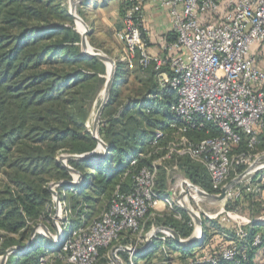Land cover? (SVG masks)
Returning a JSON list of instances; mask_svg holds the SVG:
<instances>
[{"label":"trees","instance_id":"16d2710c","mask_svg":"<svg viewBox=\"0 0 264 264\" xmlns=\"http://www.w3.org/2000/svg\"><path fill=\"white\" fill-rule=\"evenodd\" d=\"M89 1L93 0L82 1L76 9L87 24L86 14L94 12ZM118 1L120 30L129 6ZM218 15L212 18L216 20ZM88 25L93 30V24ZM92 35L93 32L88 37ZM142 39L147 49L149 40L145 33ZM174 40V33H169L167 44ZM80 42L81 36L74 30V19L64 0H0V233L4 234L0 238V255L13 248L21 250L10 254L6 264H67L61 245L47 237L35 236L31 246L25 247L32 225L42 219L51 202L49 184L65 183L56 189L60 200L72 204L73 211L79 208L80 216L87 217L91 201L104 197L108 203L117 186L125 189L133 175L164 158L168 144L182 125L172 110L176 93L169 87L160 89L157 79L160 72H154L153 66L142 69L139 53L131 64L118 56L110 96L97 128L98 139L108 147L104 154L87 122L92 100L104 85L106 65L83 55ZM120 52L123 56L122 48ZM157 133L162 138L156 140ZM216 134L210 129V136ZM187 136L199 141L209 135L201 131L189 132ZM260 140V149H264V132ZM61 152L70 157L91 155L99 160H68L67 166L81 178L78 186L72 185L71 173L57 161ZM160 164L158 193L167 195V173L175 165L193 184L209 195L216 194L205 169L188 158L172 155ZM242 171L243 167L236 169V173ZM62 190L74 194L66 199L61 196ZM241 201L239 198L228 201L225 210L238 211L246 202L254 218L263 209L251 198ZM181 214L180 220L167 214L147 218L145 230L152 224L168 227L180 239H188L193 226L189 217ZM210 224L203 241L193 246L182 247L174 239H154L145 254L133 258L136 262L169 264L172 255L178 252L179 261L186 264H210L202 262L207 257L218 260L217 264H258L255 259L264 248V221L252 220L242 226L246 233L244 241L239 239L236 227L228 230L215 222ZM124 235L108 249L134 243L130 233ZM215 235L217 245L212 240ZM256 235L260 244L252 247ZM232 246L239 252L236 259L223 261L222 248ZM108 249L100 250V263L106 262L103 254ZM158 253L162 260L156 263ZM119 255L128 260L127 252Z\"/></svg>","mask_w":264,"mask_h":264},{"label":"built area","instance_id":"2783aa9c","mask_svg":"<svg viewBox=\"0 0 264 264\" xmlns=\"http://www.w3.org/2000/svg\"><path fill=\"white\" fill-rule=\"evenodd\" d=\"M121 1L129 6L118 34L123 57L131 64L139 53L142 69L153 66L154 72H160V87H169L176 93L172 110L182 125L168 144L164 158L133 175L125 189L117 186L94 221L80 229L64 227L67 234L60 230L55 235V244L61 245L67 264H101L100 250L108 249L125 233L131 234L134 243L107 250L103 254L106 262L115 261V257L120 264H151L136 262L133 257L145 254L154 239H173L174 230L151 225L146 231L147 218L167 214L180 220L184 209L199 218L190 202L205 197L199 193H208L197 185L182 179L170 188L172 195L156 191L158 166L172 155L188 158L204 168L216 192L214 196L241 176L228 188L224 200L242 196V189L236 186L242 180L259 178L264 186V149H260L264 132V68L260 66L264 63V0H155L160 8L169 10L175 35V40L164 46L163 56L148 54L142 39V33L147 35L142 25L146 0ZM215 15L216 20L212 18ZM210 129L218 134L210 136ZM201 131L209 136L199 141L187 136ZM160 138L162 134L157 133L156 140ZM238 167L243 171L230 180L231 172ZM227 216L240 221L237 234L244 241L246 233L241 227L251 222L231 212ZM190 217L194 227L195 220ZM195 230L199 238L201 228ZM259 244L260 237L256 235L252 247ZM119 252H127L128 260L121 259ZM238 253L232 246L223 248L220 256L223 261L234 262ZM202 262L217 264L218 260L207 257Z\"/></svg>","mask_w":264,"mask_h":264},{"label":"rangeland","instance_id":"374dc122","mask_svg":"<svg viewBox=\"0 0 264 264\" xmlns=\"http://www.w3.org/2000/svg\"><path fill=\"white\" fill-rule=\"evenodd\" d=\"M82 1H84V0H64V6L67 8L68 13H69L70 6L74 5L75 6L74 7L75 8L74 15L79 17L77 15L76 9L81 4ZM93 4H96V3H93ZM115 10H116V7L114 5H111L107 9L101 10L100 12H98V14H97V12H95V15H96L97 19H99V20L105 19L108 21V18L114 17ZM93 13L94 12H92L91 14L90 13L86 14V18L88 19V18L94 17ZM83 24L89 28L91 33L92 32L98 33V31H102V33H100L98 35H92L91 38H89V37L86 38L87 47H88L87 49L90 53L104 56V57L110 59L112 62H114V64H115V58L116 57L120 56V59H124V57L122 56V54L120 52L121 48L123 49V46L120 48V46L117 43H115V41L112 40L111 35H108L109 34L108 29L103 27L104 25L101 26L100 23L96 24V25L93 24V26H95V28L93 27V30H91L89 25H88V24H90V20H88V24L84 23V22H83ZM122 29H123V25H121L119 33L121 32ZM74 30L78 34H80V36L84 32V28H83L82 24L80 22H78L77 20H74ZM80 50H81V52H83L82 41L80 42ZM119 54H121V55H119ZM105 65H106V74L104 76V79H105L104 85L102 86L101 90L98 92V95L92 100L91 107L89 108V113H88L87 128H88V130L91 131L92 134H93L95 117L97 115V112L99 110L100 105L104 101V97L106 94L105 92H106V84H107L108 74H109L110 69H111V66L109 63L106 62ZM112 81H113V76H112ZM112 81H111V86H112ZM109 96H110V94H109ZM109 96H108V98H109ZM107 101H108V99H106V103H107ZM106 103H105V105H106ZM88 156L92 157L91 155H88ZM68 157H70L69 154H66L64 152L58 153L57 161H58V163H60L62 165L63 164L67 165V162H68L67 158ZM71 175H72L71 182L74 183L73 185L78 186L80 181H81V178H79L77 175L72 174V173H71ZM167 175H168L167 179L170 180V183H169L170 186L169 187H172V186L178 184L182 179H187L186 177H184L182 175V173L180 171H178L176 169L168 170ZM235 176H236V170L234 172H231L230 180L235 178ZM188 181L191 184H193L190 180H188ZM52 186H53V183H50L48 186V189L51 188ZM57 188H61V187L55 186L53 188V191L55 194L51 193L52 199H51V202L47 206V210H46L45 215L42 217L41 220H38L35 224L32 225L31 232L29 233L28 237L26 238L27 240H26V246L25 247H27L28 244L33 241L35 236L50 237L51 242H52V241H55V235L56 234L58 235L60 230L65 231V234H67L68 233V229H67L68 227H71L73 230H75V229H80L82 227L88 226L92 221H94L98 217V215L100 214L102 209L107 204L106 202H107L108 198L102 197V198L94 199L93 201L90 202L89 208L87 209L88 210L87 217L83 218L82 216H80V212H78L79 208H76L73 211L72 210V204H68L66 201L64 202V201L60 200L59 195L57 194V190H56ZM113 192H112V194H113ZM70 194H74V191H72V193L69 190H62L61 191V196L66 198V199L69 198ZM198 197L195 200H198ZM194 202H196V203H194ZM194 202L193 201L190 202L191 207H194L195 209L200 208L202 212L205 211L207 216H210V217H212L213 214L218 213L219 208L221 206V203H219V204L213 206V208H212L209 205H206L207 203L203 204V203H198V201H194ZM205 202H207V201H205ZM159 210H162V209L160 208ZM199 220L201 222L204 220L203 216L201 214L199 215ZM214 220L215 221L219 220L222 224H225L224 226H227V227L228 226L234 227V226H236V224L238 222H240V221H232L228 217H226L225 215H220L219 217L215 218ZM64 227H67V228H64ZM196 233H197V231H196ZM2 236H4V234L0 233V238H2ZM160 236H163V235L160 234ZM199 236H200V234H199ZM214 239L215 238L213 237L212 240H214ZM217 244H219V242L217 240H214V245H217ZM116 246H118V245H113L110 249H108V251L114 249ZM182 247H184V246H182ZM132 248H134V247H132ZM158 252H160V251H158ZM6 254L0 255V264H6L8 256H7L6 260L3 258L4 256H6ZM179 256H180L179 253L175 252V254L172 255V261L169 264H186L182 261H179ZM46 260H48V259H46ZM114 260L115 261L110 260L107 262H101V264H120V262L117 261V259L115 257H114ZM161 260H162V258L158 253L157 258H156V263L160 262ZM255 262L258 264L264 263V251L263 250L259 251V253L255 259Z\"/></svg>","mask_w":264,"mask_h":264},{"label":"crops","instance_id":"0c3cea01","mask_svg":"<svg viewBox=\"0 0 264 264\" xmlns=\"http://www.w3.org/2000/svg\"><path fill=\"white\" fill-rule=\"evenodd\" d=\"M96 3V4H93ZM114 5L116 7L115 10V15L112 18H108V21L105 19H97L95 12H100L101 10H105L107 9L109 6ZM89 7L93 9L94 11V17L88 18V20H90V24H101V26L105 27L108 29L109 34L111 35V38L113 41H115V43H117L120 48L122 47V43L119 41L118 39V33H119V23H120V17H119V1L118 0H93V1H89ZM142 16H143V25L144 28L147 31V37L149 40V46L147 47V53L150 55H155V56H161L163 55V48L164 46L167 44V35L169 33H172V26L170 24V19H169V10L166 8H160L157 4L155 0H146V3L143 7V12H142ZM95 28V26H94ZM102 33V31H98V33H93V35H98ZM260 66L262 68H264V63L261 62ZM158 79V84H159V79L160 76H157ZM160 87V84H159ZM161 89V87H160ZM170 169H176L177 167L175 165H173ZM170 180L167 179V189L166 192L167 193H171L170 192V188L169 185ZM236 186H238L240 189H242V196L239 198L241 202H245L248 199L251 198L252 202L258 203L261 205V207L263 208L262 211H260V214L257 217L251 218V215L247 209V205L246 202L245 204L242 205L241 208L238 209V211H226L225 210V206L228 203L227 200H222V201H218L216 199H212L210 197H201L200 200L198 201V203H203L206 205H209L210 207L213 208V206L221 203V206L219 208V212L215 213L212 215V217L207 216L206 212H202L200 208H194L191 207L193 210H195L196 212L199 213V215L201 214L203 216V221L201 222V228L203 231V239L205 237V233L206 231L211 227V222H215L217 226L220 227H225L228 228V230L233 229V226H224L225 224H222L219 220L215 221L214 219L219 217L220 215H225L227 216V213L231 212L232 214H234L235 216H237L240 220L242 221H257L259 222V220L264 219V186L261 185L260 183V179L259 178H252L251 180H242L241 182H239ZM236 188V187H235ZM172 195V193H171ZM244 197V199H242ZM207 201V202H205ZM181 212H184L189 219L191 220L190 214L188 211H186L185 209L182 210ZM153 225V224H152ZM153 226H157V225H153ZM237 226V224H236ZM234 226V228L236 227ZM195 227H199L198 225L195 224V226L193 227V231L191 236L189 237L190 239H195L197 237V233L195 230ZM209 227V228H208ZM175 232V231H174ZM217 233V231H216ZM215 233V234H216ZM218 234V233H217ZM216 240L218 239V236L215 235L213 236ZM188 238V239H189ZM202 239V241H203ZM186 240V239H183ZM219 242V241H218ZM264 251V248L262 249ZM261 251V250H260Z\"/></svg>","mask_w":264,"mask_h":264},{"label":"water","instance_id":"95a60500","mask_svg":"<svg viewBox=\"0 0 264 264\" xmlns=\"http://www.w3.org/2000/svg\"><path fill=\"white\" fill-rule=\"evenodd\" d=\"M74 7H75L74 5H71L70 6L69 14L74 18V20H77L78 22H80L82 24L83 28H84V32L81 35V41H82V47H83L82 54L85 55V56H88V57L97 58L98 60H100L101 62H103L105 64L107 62L111 66L110 72L108 74V79H107V84H106V92H105L106 94H105V97H104V101L102 102V104L99 107V110H98L97 115H96L95 120H94V127H93V134L95 136V139H97V141H98L99 147H101L104 150V154H107L108 147L105 146L98 139V137H97V128H98V124H99V120H100L101 114H102V112L104 110V107H105L106 99H108V96L110 94L111 81H112V76H113L114 71H115V64L110 59H108V58H106L104 56H101V55H98V54H93V53H90L88 51L86 38L91 34V32H90L89 28L86 25L83 24L82 20L79 17H77V16L74 15V10H75ZM70 159H77V160L90 161V162L99 160L98 158L96 159L95 157H89V156H87V157H76V156L68 157L67 158V161L70 160ZM100 159H102V157ZM62 166H64L70 173L76 175V173L73 170H71L67 165L63 164ZM240 178H241V176L235 178L234 181L230 182L227 187H225V188L222 189L221 194L218 195V196L209 195V194H205V193H199V194L201 196L210 197L212 199H216L218 201H222V200L225 199L226 191L228 190V188H230L233 185V183L235 184L236 182H238V180ZM64 184L65 183L53 184V186L51 188H49L50 193L55 194L54 191H53V188L55 186H60V185H64ZM71 184L73 185L74 183H71ZM189 214L194 218L195 224L198 225L201 228V221L199 220V218L196 217L195 215H193L192 213H189ZM171 232H172V236H173V239L175 240V242H177L178 244H180L181 246H184V247H186V246L187 247L188 246H193L196 243L201 242L202 239H203V231H202V228H201V234H200V237L199 238L189 239V240L188 239H186V240L180 239L178 237V235L174 231H171ZM47 238L50 239V237H47ZM52 242L54 244L56 243V241H52ZM30 246H31V243H29L27 247H30ZM20 251L21 250L18 249V248H13V249L9 250L7 252V254H6V256H4L3 258L6 260L7 256H9L10 254L15 253V252H20Z\"/></svg>","mask_w":264,"mask_h":264}]
</instances>
